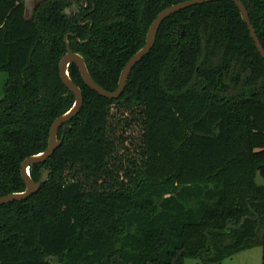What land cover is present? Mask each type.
I'll return each mask as SVG.
<instances>
[{
	"label": "trees",
	"instance_id": "obj_1",
	"mask_svg": "<svg viewBox=\"0 0 264 264\" xmlns=\"http://www.w3.org/2000/svg\"><path fill=\"white\" fill-rule=\"evenodd\" d=\"M75 1L69 14L71 0H42L27 18L26 0H0V196L26 190L22 162L75 102L59 73L66 36L113 92L158 14L188 0ZM241 1L264 48V0ZM69 74L83 107L30 168L47 182L0 205V264L219 263L253 247L264 264V59L235 3L167 18L116 100L76 64Z\"/></svg>",
	"mask_w": 264,
	"mask_h": 264
},
{
	"label": "water",
	"instance_id": "obj_2",
	"mask_svg": "<svg viewBox=\"0 0 264 264\" xmlns=\"http://www.w3.org/2000/svg\"><path fill=\"white\" fill-rule=\"evenodd\" d=\"M214 1H221V0H188L185 2H181L178 4H174L164 10H162L158 16L155 18L153 23L151 24L147 36H146V43L145 45L136 52L132 58L127 62L124 69L121 72L118 88L111 92L105 90L101 87L91 76L85 58L78 53H75L71 49V45L68 42V36H66V45H67V52L62 57L60 64H59V73L63 84L68 88V90L75 96V102L73 106L64 114L59 116L52 124L50 129V136H49V143L48 147L45 151L31 155L27 157L21 164V175L26 185V190L23 192H16L6 196H0V205L8 204L11 202H21L32 195H34L37 191L40 190L42 184L46 183L49 178V171H45L42 175L40 181L36 182L31 177L30 168L35 164H40L46 162L50 159L55 151L61 146L62 140L58 138L59 129L69 122H71L81 111L83 104H84V96L82 93L81 88L73 81L69 74V67L71 64H76L78 67L80 74L84 83L92 90L97 92L100 96L112 100H116L122 96L127 86V82L129 76L133 70V68L140 63L145 56H147L150 51L152 50L157 33L160 29L162 23L169 18L170 16L178 13L181 10L187 9L189 7L195 5H203L205 3H210ZM231 1L236 4L237 8L240 11L241 17L243 21L248 25L249 31L251 33V37L253 38L256 47L260 54L264 59V48L258 38L255 28L253 27L249 12L241 0H227ZM71 35V34H70ZM203 264H222L219 263H203Z\"/></svg>",
	"mask_w": 264,
	"mask_h": 264
},
{
	"label": "rangeland",
	"instance_id": "obj_3",
	"mask_svg": "<svg viewBox=\"0 0 264 264\" xmlns=\"http://www.w3.org/2000/svg\"><path fill=\"white\" fill-rule=\"evenodd\" d=\"M42 0H26V17L31 18L34 14V10L38 3ZM73 6L68 9V13L72 14L73 12L78 11V4L75 0H71ZM5 73H0V94L3 87V80L5 78ZM262 249L261 247H253L243 251H240L233 256L224 258L222 264H262ZM50 261L53 264H60L57 258H50ZM185 264H202L199 261L188 258L185 261Z\"/></svg>",
	"mask_w": 264,
	"mask_h": 264
},
{
	"label": "flooded vegetation",
	"instance_id": "obj_4",
	"mask_svg": "<svg viewBox=\"0 0 264 264\" xmlns=\"http://www.w3.org/2000/svg\"><path fill=\"white\" fill-rule=\"evenodd\" d=\"M88 5H89V4L87 3L85 6L88 7ZM76 12H77V11H76ZM73 13H75V12H73ZM88 23H92V22H91V21H89V22L87 21V22L83 23V25H87Z\"/></svg>",
	"mask_w": 264,
	"mask_h": 264
}]
</instances>
